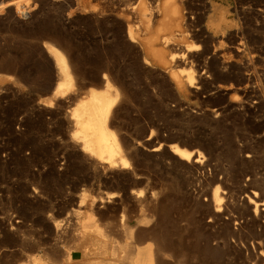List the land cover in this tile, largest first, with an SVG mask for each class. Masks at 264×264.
Here are the masks:
<instances>
[{
    "label": "rangeland",
    "instance_id": "374dc122",
    "mask_svg": "<svg viewBox=\"0 0 264 264\" xmlns=\"http://www.w3.org/2000/svg\"><path fill=\"white\" fill-rule=\"evenodd\" d=\"M178 1L180 26L164 20V0H0V264L92 258L71 249L89 215L132 259L172 243L218 250L217 264H264V205L250 203L264 202V0ZM151 38L168 64L145 59ZM49 44L77 82L53 101ZM106 80L119 91L110 125L127 167L98 163L72 137L74 104ZM175 146L201 156L182 161ZM152 225L167 238L140 235ZM163 259L186 264L179 251Z\"/></svg>",
    "mask_w": 264,
    "mask_h": 264
},
{
    "label": "bare ground",
    "instance_id": "6f19581e",
    "mask_svg": "<svg viewBox=\"0 0 264 264\" xmlns=\"http://www.w3.org/2000/svg\"><path fill=\"white\" fill-rule=\"evenodd\" d=\"M8 4L9 2H1L0 8ZM164 6V20H172L180 26L183 20L181 3L178 0H164ZM28 10V8H18L17 11L20 16H25L29 12ZM145 11L146 8L143 9L142 18L145 25L149 27L150 24L146 18L147 15ZM169 24V22H163L160 31L164 30ZM129 34L132 39L135 38L131 30ZM152 40L153 38H151L149 40L150 42L145 46V59L148 60L149 57H153L160 60L163 65L168 64L162 51L153 47L152 44H149L153 43ZM48 47L55 58L59 72L58 81L51 97V101H53L73 93L77 86V82L67 56L53 45L49 44ZM170 76L177 85H183V81L177 73L172 72ZM118 99L119 91L110 80H106L102 89L90 87L87 91V95L78 98L71 110V119L73 122L72 137L75 141L80 143L82 150L93 157L98 163H107L110 166H114L120 162L122 167H127L128 160L125 155H123L120 139L110 125V118ZM174 154L179 155L180 160L189 162L198 152L175 146ZM198 155L201 156L200 154ZM198 161L199 159H196V162ZM254 195L258 197L256 192H254ZM250 203L252 204L251 209L253 208L255 213H258L261 205H264V202L255 201L253 199H250ZM223 210L224 197L219 195V192L216 191L214 213L216 216L222 217L221 212ZM157 213L161 215V218L166 217L168 214L167 207L161 205ZM155 228L156 226L152 225L151 228L140 230V235H144L147 232L150 236H157L165 240L167 236L163 234L164 232L157 233ZM81 229V238L71 249L75 248L77 250L87 251L92 255V258L77 259L75 264H172L163 258L171 254L175 255L177 251L186 256V264H191L192 256L195 254L210 259L213 264H217L220 260L218 250L211 248L201 250H196V248H192V250L191 248L178 249L176 245L172 243L168 246V249L171 252L173 251L170 254L160 249L158 252L153 253V248L150 245L147 249L141 251L137 258L132 259L130 258L127 247L118 249L109 243L102 226L99 225L98 221L92 215L82 218ZM131 233H133V231H131ZM257 246L261 247V242H258ZM71 249L62 253L63 259L69 256L72 252ZM29 264H50V261L43 257H36Z\"/></svg>",
    "mask_w": 264,
    "mask_h": 264
},
{
    "label": "built area",
    "instance_id": "2783aa9c",
    "mask_svg": "<svg viewBox=\"0 0 264 264\" xmlns=\"http://www.w3.org/2000/svg\"><path fill=\"white\" fill-rule=\"evenodd\" d=\"M26 16V18H30V15L29 14H27V15H25Z\"/></svg>",
    "mask_w": 264,
    "mask_h": 264
},
{
    "label": "crops",
    "instance_id": "0c3cea01",
    "mask_svg": "<svg viewBox=\"0 0 264 264\" xmlns=\"http://www.w3.org/2000/svg\"><path fill=\"white\" fill-rule=\"evenodd\" d=\"M71 254H72V253H71ZM71 254H70V255H71ZM70 255H69V257H70Z\"/></svg>",
    "mask_w": 264,
    "mask_h": 264
}]
</instances>
